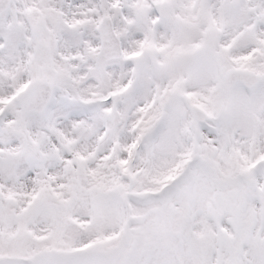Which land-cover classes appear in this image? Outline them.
Listing matches in <instances>:
<instances>
[{
	"label": "snow or ice",
	"instance_id": "snow-or-ice-1",
	"mask_svg": "<svg viewBox=\"0 0 264 264\" xmlns=\"http://www.w3.org/2000/svg\"><path fill=\"white\" fill-rule=\"evenodd\" d=\"M0 264H264V0H0Z\"/></svg>",
	"mask_w": 264,
	"mask_h": 264
}]
</instances>
